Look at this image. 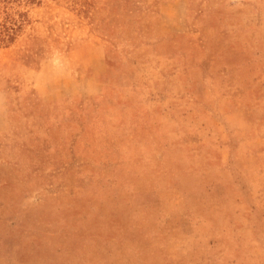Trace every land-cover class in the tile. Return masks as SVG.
<instances>
[{
	"label": "rangeland",
	"instance_id": "obj_1",
	"mask_svg": "<svg viewBox=\"0 0 264 264\" xmlns=\"http://www.w3.org/2000/svg\"><path fill=\"white\" fill-rule=\"evenodd\" d=\"M0 264H264V0H0Z\"/></svg>",
	"mask_w": 264,
	"mask_h": 264
}]
</instances>
